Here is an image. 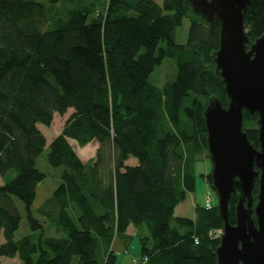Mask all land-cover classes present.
Here are the masks:
<instances>
[{
    "label": "trees",
    "instance_id": "obj_1",
    "mask_svg": "<svg viewBox=\"0 0 264 264\" xmlns=\"http://www.w3.org/2000/svg\"><path fill=\"white\" fill-rule=\"evenodd\" d=\"M184 17L189 29L179 45L175 31ZM243 21L248 48L264 34V0H250ZM219 31L218 20L193 15L187 0H0V258L116 264L113 242L128 247L132 226L141 264H216L223 228L217 206H197L194 220L174 210L195 190L198 157L210 161L204 110L211 99L228 104L213 62ZM165 61L173 74L156 86L152 75ZM68 110L47 145L38 126ZM242 115V130L258 149V116ZM68 139L95 141L91 162L82 163ZM46 147L47 164L62 170L36 212L59 237H45L31 211L46 178L37 169ZM131 158L136 163L128 165ZM204 179L210 187V172ZM257 193L258 179L254 203ZM13 199L23 204L29 228L39 230L36 243L15 240L21 216ZM236 201L232 193L231 225Z\"/></svg>",
    "mask_w": 264,
    "mask_h": 264
},
{
    "label": "water",
    "instance_id": "obj_2",
    "mask_svg": "<svg viewBox=\"0 0 264 264\" xmlns=\"http://www.w3.org/2000/svg\"><path fill=\"white\" fill-rule=\"evenodd\" d=\"M187 1L193 15L220 23L213 62L228 104L222 107L211 99L203 112L210 187L223 222L216 264H264V34L247 48L243 18L250 0ZM243 111L258 116V149L249 144L242 130ZM256 179L258 193L253 204ZM232 193L238 194L234 225L227 220Z\"/></svg>",
    "mask_w": 264,
    "mask_h": 264
},
{
    "label": "rangeland",
    "instance_id": "obj_3",
    "mask_svg": "<svg viewBox=\"0 0 264 264\" xmlns=\"http://www.w3.org/2000/svg\"><path fill=\"white\" fill-rule=\"evenodd\" d=\"M157 4L161 3V0H154ZM189 29V19L188 17H184L182 20L181 25L176 29L175 31V41L179 45H184L186 43L187 39V33ZM173 74V65L169 61H165L159 69H156L154 74L152 75V81L156 84V86H161L165 81L169 80L170 77ZM72 113V110H68L67 113L64 116H58L54 115L52 123L49 127H43L39 126L40 132L44 135L46 139V144L48 145L52 139L58 135L69 117V115ZM73 151L76 153L78 158L82 161V163H88L91 162V160L95 156V152L97 149V143L95 141H91L85 145H79L76 141L68 139L67 140ZM48 153L47 147L44 149L42 154L37 159V169L45 174L46 178L38 184L36 189V198L35 201L31 207V211L33 214V217L40 220L43 226V235L45 237H59L63 236L62 233L56 232L54 227L50 225L49 220L46 218H41L36 212V210L44 203V201L49 198L52 194V192L55 190V188L60 183L59 175L61 173L62 168H52L50 167L46 162V155ZM199 161H196L193 166V175L195 177V190L193 193H190V195H187V198L183 204H181L179 209H183L182 216L184 218H193L194 214V207H193V200L195 199L196 202H199L201 204L204 203V200L207 196L210 197V202L212 205H217V197L215 192L211 190V188L208 186L204 179V175L211 171V164L210 161L205 159V155H201L198 157ZM135 164V159H130L127 164L132 165ZM14 176L13 172H9L7 174V178L10 179ZM2 184V179L0 178V185ZM214 192V193H213ZM14 205L16 210L19 212L21 216V221L19 224V228L17 232L15 233V240H18L22 237H29L30 240L34 243L37 242L39 238V230L32 231L28 224H27V218L26 213L24 210L23 204L17 200L13 199ZM177 210V214H179V211ZM222 232V230H221ZM221 232H218V234L221 235ZM143 235L148 236L147 230L144 228L142 231ZM2 242V238L0 237V243ZM114 243V251L116 253V264H125V258L128 257L129 259L135 258L137 263L141 264L139 262V246H138V236L133 237L128 247L125 248L124 242L120 240L119 238L115 239ZM126 250V251H125ZM1 264H21L18 258H0ZM126 264H134L127 263Z\"/></svg>",
    "mask_w": 264,
    "mask_h": 264
},
{
    "label": "crops",
    "instance_id": "obj_4",
    "mask_svg": "<svg viewBox=\"0 0 264 264\" xmlns=\"http://www.w3.org/2000/svg\"><path fill=\"white\" fill-rule=\"evenodd\" d=\"M38 128H39V126H38ZM188 195V194H187ZM187 195H186V198H187ZM186 198H185V200H186ZM185 200L183 201V202H181L176 208H175V210H174V216L175 217H182L183 218V216H182V213H183V209L181 210V209H179L180 208V206H181V204H183L184 202H185ZM197 206H199V207H202V204L201 203H199V202H196L195 201V199L193 200V207H194V209H195V207H197ZM177 210H181V211H179V214H177ZM194 218H195V210H194V214H193V218H190L191 220H194ZM129 229H127L128 231H127V235L128 236H130V237H134V234H135V231H133L134 229H133V227L132 226H129L128 227ZM132 228V229H131ZM134 259V260H133ZM126 262L127 263H134V264H136L137 263V261H136V259L135 258H131V259H129L128 257H126L125 258V264H126Z\"/></svg>",
    "mask_w": 264,
    "mask_h": 264
},
{
    "label": "built area",
    "instance_id": "obj_5",
    "mask_svg": "<svg viewBox=\"0 0 264 264\" xmlns=\"http://www.w3.org/2000/svg\"><path fill=\"white\" fill-rule=\"evenodd\" d=\"M211 202H210V197L207 196L204 200V203L202 204V208L205 209V210H208L211 208ZM195 243H197L196 240H194ZM145 261V260H144Z\"/></svg>",
    "mask_w": 264,
    "mask_h": 264
},
{
    "label": "bare ground",
    "instance_id": "obj_6",
    "mask_svg": "<svg viewBox=\"0 0 264 264\" xmlns=\"http://www.w3.org/2000/svg\"><path fill=\"white\" fill-rule=\"evenodd\" d=\"M221 104V103H220ZM246 112V111H245ZM242 117H243V115H242ZM242 127H243V124H242ZM244 131V130H243ZM258 133V132H257ZM258 142V141H257ZM259 146V145H258ZM254 148V147H253ZM212 190V189H211ZM213 191V190H212ZM214 193V192H213ZM215 194V193H214ZM235 194V193H234ZM189 195H190V193H189ZM237 202V201H236ZM253 203H254V201H253ZM255 204V203H254ZM236 205V204H235ZM196 208V207H195ZM195 210V209H194ZM217 212V211H216ZM234 214H235V212H234ZM234 217H235V215H234ZM228 220V219H227ZM222 222V221H221ZM223 224V223H222ZM233 225V224H232ZM129 229V228H128ZM132 229V228H131ZM128 231V230H127ZM134 231V230H133ZM213 235V234H212ZM220 235V234H219ZM214 236V235H213ZM196 239V238H195ZM197 241V240H196ZM149 242V241H148ZM148 242H146V243H148ZM198 244V243H197ZM146 257V256H145ZM144 257V258H145ZM147 258V257H146ZM134 260V259H133ZM147 263V262H146Z\"/></svg>",
    "mask_w": 264,
    "mask_h": 264
}]
</instances>
